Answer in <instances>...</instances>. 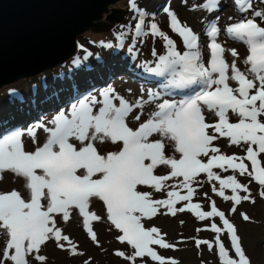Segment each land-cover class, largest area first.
<instances>
[{"label": "snow or ice", "instance_id": "obj_1", "mask_svg": "<svg viewBox=\"0 0 264 264\" xmlns=\"http://www.w3.org/2000/svg\"><path fill=\"white\" fill-rule=\"evenodd\" d=\"M219 3L220 0H205L202 5H194L193 10L212 11L218 9ZM234 3L242 13L251 11L250 16L223 29L230 39L246 46L243 68L237 63V49L218 42L219 17L206 28L209 43L205 61L199 34L182 23L170 6H165L163 12L169 17L170 29L181 37L182 52L158 23L146 25L149 13L136 0H129L137 22L128 53L135 52V44L142 36L151 34L164 41L162 54L153 49L154 61L139 65L149 77L158 78V88L148 89L146 96L141 90L137 97L129 99L112 84L98 89V94L90 91L84 95L73 83L78 98L57 112L48 122L50 127L38 118V122L22 129L0 128V180L10 172L24 181L26 193L16 189L0 191V230L7 237L0 264H46L47 257L41 251L48 242L67 248L71 255L82 254L59 226L61 221L69 222L74 212L82 217L86 232L97 244L93 222L106 216L121 233L116 239L134 250L131 256L122 250H117L116 255L132 264L143 257L159 264H179L175 258L163 257L154 250L152 245H175L165 242L157 227H145L143 221L158 214L175 216L185 210L194 212L201 221L214 217L222 220V226L215 222L205 225L216 235L212 241L197 240V247L205 244L212 250L215 245L221 264H251L238 228L225 211L219 210L214 200H210V211H202L199 203H190L196 191L193 185L199 184L201 174L209 182L219 181V189L213 186L212 190L234 202L231 213L242 201L255 203L249 186L241 183L237 175L222 178L214 168L252 177L261 186L259 195L264 198V165L258 159L264 154V9H254L251 0ZM126 35L123 31L117 34L116 47H124ZM100 44L113 48L110 41ZM77 47L85 53L71 61L79 69L94 54L83 45ZM226 52L231 62L225 58ZM230 80L238 86H231ZM9 94L23 100L16 89H10ZM149 105L154 108L142 119ZM229 113L236 117L235 122ZM25 137L30 139L32 150L26 148ZM220 138H228L230 145L243 142L247 145L246 155L222 154L214 143ZM109 145L116 150H109ZM245 160L251 163V170ZM145 187L151 191L142 190ZM225 189H231V195H226ZM182 190L186 194H181ZM154 192L166 195L154 198ZM93 199L102 202L105 216L89 211ZM181 201L187 203L177 207ZM241 217L251 222L246 212ZM221 233L229 235L228 246Z\"/></svg>", "mask_w": 264, "mask_h": 264}, {"label": "rangeland", "instance_id": "obj_2", "mask_svg": "<svg viewBox=\"0 0 264 264\" xmlns=\"http://www.w3.org/2000/svg\"><path fill=\"white\" fill-rule=\"evenodd\" d=\"M136 2L140 8L149 13L146 17V25L153 21L158 23L160 29L176 41L177 48L182 52L184 46L181 37L170 29L169 17L163 12L165 6H170L182 23L190 26L199 34L200 42L204 46L205 61L208 58L207 44L209 43L206 28L210 22L219 17L218 26L221 28V32L218 42L228 49L236 48L240 54L237 63L241 68L244 67L243 59L248 54L246 46L241 42L230 39L223 31L228 24L244 18L245 15H251V11L249 13L238 11L234 0H220L218 9L212 11L203 8L193 10L194 5H202L205 0H186V2L184 0H136ZM251 2L254 9H264L262 0H251ZM128 3L129 0H116L108 5V10L110 11L112 7L124 9ZM153 13H155V16L152 15ZM134 15L135 13L130 10L110 28L105 30L89 29L78 34V44L83 45L84 48L94 54L79 69L73 67L72 58L59 66L46 68L43 72L31 78L29 76L9 82V84H14V87L12 86L10 89H16L23 100L10 96V89L0 93V128L22 129L38 122V118L50 127L51 124L48 122L53 119L57 112L61 109H67L70 103L78 98L77 94L73 92V83L78 86L79 92L84 95L90 91L98 94V89L105 87L107 84H112L120 94L128 96L129 99L137 97L141 90L146 96L148 89L158 88V78L149 77L139 68V65L145 61H154L153 49L162 54L165 51L164 41L162 38L154 37L151 34L142 36L135 44V52L129 54L127 49L132 46L135 38L134 25L137 21L134 19ZM229 17H232V19H229ZM122 31L127 35L125 36L124 47L119 48L116 47L119 43L117 34ZM145 32H149L147 27H145ZM100 41L112 42L113 48L109 49L101 46ZM79 49L83 57L85 53L81 48ZM133 55L136 57L134 60L132 59ZM225 58L229 62L232 60L228 52L225 53ZM89 67L92 70H89ZM61 69L71 70L72 73L68 78L62 77L60 75ZM96 77H98L97 80L93 79ZM229 83L234 88L238 86L234 81L230 80ZM129 89L131 90L130 93ZM153 108L154 105L145 107L142 119H146ZM229 118L233 122L236 120V117L231 113H229ZM41 139H43V135H41ZM214 143L220 148L222 154L246 155L247 145L243 142L240 145H230L228 138H220ZM25 144L28 150H32V143L27 137H25ZM108 148L109 150H116L115 146L112 145H109ZM258 159L264 165V154H260ZM244 162L249 165V170H251V163L247 160ZM164 171L163 168L160 169L161 173ZM214 171L218 172L222 178L237 175L241 183L249 186L250 194L255 199V203L242 201L241 205L236 206L237 211L231 213L229 210L233 207L234 202L220 197L218 191L214 192L212 190L213 186L218 190L220 187L219 181L209 182L205 174H201L198 178L199 184L193 185L196 191L190 203H199L202 211H210V200H214L218 209L225 211L228 218L237 226L238 234L242 238V246L246 255L250 258L251 264H264V198L259 195L262 190L261 186L252 177L239 176L233 170L225 172L223 169L214 168ZM3 176L4 178L0 180V191L8 192L16 189L26 195L22 179L15 177L10 172H5ZM170 183H176V181H170ZM142 190L151 191L147 187ZM205 193H207V196H205ZM225 193L231 195V189H225ZM181 194H186V190H182ZM240 194L245 195L242 191ZM164 195L166 194L153 193L154 198H163ZM185 203L187 202L181 201L177 204V207H181ZM89 211H95L98 215L105 216L102 202L96 199L91 201ZM161 211L163 212V209ZM245 212L251 217V222L242 219L241 213ZM143 222L145 227H157L165 242L175 245L172 248L152 245L159 255L166 258H175L179 264H221L218 248L215 245L212 250H209L205 244H201L199 247L196 244L197 240L212 241L214 239L216 234L206 230L205 225L215 222L222 226V220L219 217L201 221L194 212L185 210L184 212H178L175 216L158 214L156 217ZM59 226L63 229L64 234L68 235L73 243L77 245L78 253L82 254L71 255L67 248L60 249L55 242H48L47 246L43 247L41 251V254L47 257L46 264H84L85 261H89V264H132L125 257L116 255L117 250H122L126 255L131 256L134 250L127 243H121L116 239L121 233L107 221L106 216L102 221L93 222L99 244L90 239L83 226L82 217L76 212L73 213L69 222L64 223L61 221ZM220 235L226 246H228L229 235L226 233ZM6 239L7 237L0 230V257H2ZM229 252L231 255L230 249ZM135 264H159V262L152 261L150 257H143L137 258Z\"/></svg>", "mask_w": 264, "mask_h": 264}, {"label": "water", "instance_id": "obj_3", "mask_svg": "<svg viewBox=\"0 0 264 264\" xmlns=\"http://www.w3.org/2000/svg\"><path fill=\"white\" fill-rule=\"evenodd\" d=\"M115 1L0 0V87L68 59L78 34L119 22L129 3L109 11Z\"/></svg>", "mask_w": 264, "mask_h": 264}, {"label": "trees", "instance_id": "obj_4", "mask_svg": "<svg viewBox=\"0 0 264 264\" xmlns=\"http://www.w3.org/2000/svg\"><path fill=\"white\" fill-rule=\"evenodd\" d=\"M104 16H105V13L102 14V16L99 18V20L102 19V18H104ZM76 43H77V45H78V41H77V39H76ZM77 55L81 56V53H80V49H79V47H76V50H75V52L73 53V55H71L68 59H66V60L63 61L62 63H63V64L66 63L67 61L71 60L72 58H74V57L77 56ZM81 57H82V56H81ZM62 63H60V64H62ZM60 64H58V66H59ZM44 70H45V69H44ZM44 70H42L41 72H43ZM41 72H39V73H41ZM39 73H37V74H39ZM60 73H63V75H61L62 77H66V78H68L69 75L72 73V71H71V70L66 71V70L61 69V72H60ZM37 74H35V75H37ZM35 75H31L30 77H29V76H21V77H19L18 79L20 80V79H22V78H27V77L31 78V77H33V76H35ZM18 79H16V80H18ZM16 80H14V81H16ZM14 81H12V82H14ZM12 86L14 87V84H9V83H7V84L1 86V87H0V93H3V92H5V91H7L8 89L12 88Z\"/></svg>", "mask_w": 264, "mask_h": 264}, {"label": "bare ground", "instance_id": "obj_5", "mask_svg": "<svg viewBox=\"0 0 264 264\" xmlns=\"http://www.w3.org/2000/svg\"><path fill=\"white\" fill-rule=\"evenodd\" d=\"M106 65H107V64H106ZM96 76H97V75H96ZM97 78H98V77H96V78H93V79H96V80H97ZM42 99H43V98H42ZM41 103H42V102H41ZM36 117H37V116H36ZM109 148H110V147H109Z\"/></svg>", "mask_w": 264, "mask_h": 264}]
</instances>
